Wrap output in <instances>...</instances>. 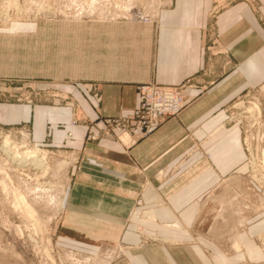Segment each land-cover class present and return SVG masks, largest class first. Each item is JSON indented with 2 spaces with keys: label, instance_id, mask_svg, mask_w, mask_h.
<instances>
[{
  "label": "crops",
  "instance_id": "0c3cea01",
  "mask_svg": "<svg viewBox=\"0 0 264 264\" xmlns=\"http://www.w3.org/2000/svg\"><path fill=\"white\" fill-rule=\"evenodd\" d=\"M213 3L171 0L151 24L96 20L93 69L78 55L76 71L35 83L58 91L60 104L0 102V125L23 126L35 144L63 154L68 181L56 242L66 255L89 264L264 260L257 240L264 216L246 224L238 210L222 211L204 230L198 226L201 203L214 201L223 177L243 167L239 129L226 124L224 107L264 80V0L228 3L211 17ZM213 26L232 68L208 44ZM21 38L0 32V75L38 72L21 66L22 50L36 52L37 40L22 45ZM63 42L68 64L69 35ZM188 77L194 82L183 89V109L146 134L101 121L130 114L140 84L177 85ZM120 134L135 141L124 145Z\"/></svg>",
  "mask_w": 264,
  "mask_h": 264
},
{
  "label": "rangeland",
  "instance_id": "374dc122",
  "mask_svg": "<svg viewBox=\"0 0 264 264\" xmlns=\"http://www.w3.org/2000/svg\"><path fill=\"white\" fill-rule=\"evenodd\" d=\"M170 1L0 0V32L21 35L22 45H29L30 39L37 40L36 52L29 48L22 50L21 66L29 69L34 65L38 69L37 73L0 75V102L60 104L63 97L58 91L39 88L35 83L60 78L63 69L76 71L78 55H85L84 66L93 69L94 21L151 24L156 20L157 9ZM236 1L214 0L210 16L215 17L222 6ZM244 1L255 4V0ZM15 23L19 26L12 29ZM211 29L214 32L209 33L208 44H214L216 54L224 56V66L232 68L234 60L221 47L215 26ZM67 35L70 37L68 64L67 54L63 57V48L67 45L63 39ZM7 53L12 55L14 51ZM12 61L8 59L11 65ZM70 76L78 75L71 73ZM188 78L190 82L183 89L194 82L192 77ZM186 79L177 85H184ZM143 84L146 83L139 87ZM183 96L186 100L184 93ZM224 110L226 124L239 129L243 167L223 177L212 192L214 201L201 203L198 226L202 230L210 221H216L212 215L217 212L238 210L240 217L245 216L246 224L264 216V80L247 86ZM5 140L11 154L2 149ZM34 148L38 151V163L27 159L20 165L10 159L14 152L23 155L24 151ZM67 181V164L61 151L35 144L23 126L0 125V264H89L77 256L66 255L56 242ZM20 196L32 211L26 209ZM257 240L264 254V237ZM258 264H264V260Z\"/></svg>",
  "mask_w": 264,
  "mask_h": 264
},
{
  "label": "built area",
  "instance_id": "2783aa9c",
  "mask_svg": "<svg viewBox=\"0 0 264 264\" xmlns=\"http://www.w3.org/2000/svg\"><path fill=\"white\" fill-rule=\"evenodd\" d=\"M187 78L184 85H159L146 83L139 87L138 105L130 114L118 118L102 119L108 127H121L131 130L134 127L141 128L142 134H146L155 125L168 117L176 116L186 104L183 96V87L190 81ZM75 121H73L74 123ZM90 135V139H95ZM124 145L132 144L134 139L117 137Z\"/></svg>",
  "mask_w": 264,
  "mask_h": 264
},
{
  "label": "bare ground",
  "instance_id": "6f19581e",
  "mask_svg": "<svg viewBox=\"0 0 264 264\" xmlns=\"http://www.w3.org/2000/svg\"><path fill=\"white\" fill-rule=\"evenodd\" d=\"M39 8V7H38ZM1 12V11H0ZM26 12V11H25ZM4 145H3V147H2V149L4 150V151H6V152H8V153H10L9 152V150H8V146H7V144H8V142H7V140H5L4 141ZM37 148H34V149H29V150H27V151H24L23 153V155H20L18 152H14V154H13V156H12V158H11V156H10V159H12L14 162H15V160L18 162V163H21L20 165H22V162L23 161H27V159L29 160H31V161H38V157H37ZM11 154V153H10ZM35 162V163H36ZM38 163V162H37ZM36 163V164H37ZM40 163V162H39ZM38 165V164H37ZM23 196V195H22ZM20 201L23 203V204H25V206H26V209L28 210V211H32V208L30 207V206H28V204H26V202H25V199H23V197H21L20 196Z\"/></svg>",
  "mask_w": 264,
  "mask_h": 264
}]
</instances>
